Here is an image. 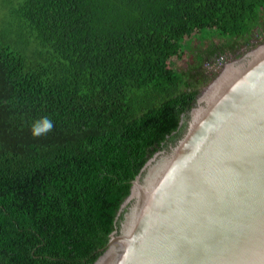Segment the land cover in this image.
<instances>
[{
	"label": "trees",
	"instance_id": "obj_1",
	"mask_svg": "<svg viewBox=\"0 0 264 264\" xmlns=\"http://www.w3.org/2000/svg\"><path fill=\"white\" fill-rule=\"evenodd\" d=\"M262 4L0 0V264H93L212 79L203 64L264 42Z\"/></svg>",
	"mask_w": 264,
	"mask_h": 264
},
{
	"label": "water",
	"instance_id": "obj_2",
	"mask_svg": "<svg viewBox=\"0 0 264 264\" xmlns=\"http://www.w3.org/2000/svg\"><path fill=\"white\" fill-rule=\"evenodd\" d=\"M223 70L131 182L93 264H264V42Z\"/></svg>",
	"mask_w": 264,
	"mask_h": 264
},
{
	"label": "rangeland",
	"instance_id": "obj_3",
	"mask_svg": "<svg viewBox=\"0 0 264 264\" xmlns=\"http://www.w3.org/2000/svg\"><path fill=\"white\" fill-rule=\"evenodd\" d=\"M263 5V7H264V4H262ZM199 36L200 35H195V36H193V39L191 40V42H190V45H186V48L184 49V51H190V50H194V47H197V46H199L200 45V43H199ZM203 36V35H202ZM204 37V36H203ZM248 51H250V50H247V51H245L244 50V48H240L238 51H235V52H233V53H225L223 56H222V58H223V66L220 68V69H218V70H216V69H214L213 67H212V62H213V58H211V60H209V62L208 63H204L203 64V69L205 70V72L207 73V75H209V76H213L212 77V79L205 85V86H203L201 89H200V91H199V93H198V98L199 97H201V95L206 91V89L210 86V84L213 82V80L221 73V72H223L224 70V67L225 66H229V65H231V64H233V63H235L236 61H239L241 58H243L246 54H247V52ZM174 59V58H173ZM182 59V58H181ZM186 61H187V59H185ZM184 63H185V61L184 60H179V62L177 63V66H179V67H183L184 66ZM185 118V117H184ZM183 118V122H182V126L186 123V121L188 120V118L186 119H184ZM181 126V127H182ZM169 142V141H168ZM168 142H167V144H168ZM166 144V145H167ZM165 145V146H166ZM130 204L131 203H128L127 204V206H130Z\"/></svg>",
	"mask_w": 264,
	"mask_h": 264
},
{
	"label": "clouds",
	"instance_id": "obj_4",
	"mask_svg": "<svg viewBox=\"0 0 264 264\" xmlns=\"http://www.w3.org/2000/svg\"><path fill=\"white\" fill-rule=\"evenodd\" d=\"M53 128L54 124L50 119L42 118L32 125L31 132L34 138H40L52 131Z\"/></svg>",
	"mask_w": 264,
	"mask_h": 264
},
{
	"label": "built area",
	"instance_id": "obj_5",
	"mask_svg": "<svg viewBox=\"0 0 264 264\" xmlns=\"http://www.w3.org/2000/svg\"><path fill=\"white\" fill-rule=\"evenodd\" d=\"M223 66V58L222 56L216 57V59L212 62V67L216 70L220 69Z\"/></svg>",
	"mask_w": 264,
	"mask_h": 264
}]
</instances>
